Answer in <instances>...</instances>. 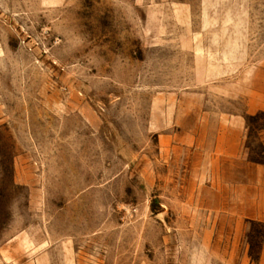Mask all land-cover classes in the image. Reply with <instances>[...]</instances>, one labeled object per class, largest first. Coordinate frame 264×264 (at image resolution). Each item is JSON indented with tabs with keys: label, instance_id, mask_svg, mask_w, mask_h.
Returning <instances> with one entry per match:
<instances>
[{
	"label": "rangeland",
	"instance_id": "obj_1",
	"mask_svg": "<svg viewBox=\"0 0 264 264\" xmlns=\"http://www.w3.org/2000/svg\"><path fill=\"white\" fill-rule=\"evenodd\" d=\"M259 112L264 0H0V264H264Z\"/></svg>",
	"mask_w": 264,
	"mask_h": 264
},
{
	"label": "crops",
	"instance_id": "obj_2",
	"mask_svg": "<svg viewBox=\"0 0 264 264\" xmlns=\"http://www.w3.org/2000/svg\"><path fill=\"white\" fill-rule=\"evenodd\" d=\"M218 67L219 65L214 67V64L207 65V81L208 82L215 81L229 74V70L227 68H224V70L227 69L226 71L219 72ZM232 69H236V68L233 67ZM248 112L249 113L254 112L252 104L249 105ZM242 125H243L242 115H235L232 117H228L222 114H215L212 112H207V135L209 136L215 135L219 140L218 145H216V149L214 150L218 154V156L216 157V161L218 163L223 164L226 161L227 156H228V152L226 148L223 146L222 140H225V138H227L230 133H235L238 130V128L242 127ZM213 126L217 127L214 133L212 132ZM208 151L210 150H207V152Z\"/></svg>",
	"mask_w": 264,
	"mask_h": 264
},
{
	"label": "trees",
	"instance_id": "obj_3",
	"mask_svg": "<svg viewBox=\"0 0 264 264\" xmlns=\"http://www.w3.org/2000/svg\"><path fill=\"white\" fill-rule=\"evenodd\" d=\"M261 121H264V112H259L256 115H248L246 117V128L248 130V134L245 149L250 162L264 165V146L260 144L257 149L251 146V141L256 138L255 131L259 129ZM251 257H253L252 246Z\"/></svg>",
	"mask_w": 264,
	"mask_h": 264
}]
</instances>
